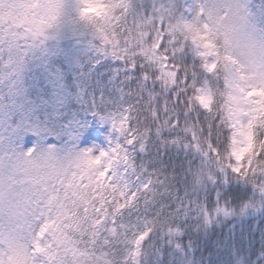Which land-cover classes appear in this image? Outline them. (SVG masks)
<instances>
[{
  "label": "snow or ice",
  "instance_id": "6c2138e0",
  "mask_svg": "<svg viewBox=\"0 0 264 264\" xmlns=\"http://www.w3.org/2000/svg\"><path fill=\"white\" fill-rule=\"evenodd\" d=\"M250 3L0 0V264H186L190 231L264 212V0ZM66 35L83 46L64 55L73 82L48 66L56 95L38 107L25 73ZM85 104L115 133L98 154L78 147ZM171 147L201 158L183 194L137 163ZM218 253L264 264V234Z\"/></svg>",
  "mask_w": 264,
  "mask_h": 264
},
{
  "label": "trees",
  "instance_id": "16d2710c",
  "mask_svg": "<svg viewBox=\"0 0 264 264\" xmlns=\"http://www.w3.org/2000/svg\"><path fill=\"white\" fill-rule=\"evenodd\" d=\"M49 54L47 59L43 61V67L39 70L42 75H37L38 71L34 70L35 62L39 59H31L28 70L25 73V84L31 79L37 83L35 85L25 86L27 100L39 107L40 103L49 97V90L44 88V70L48 66L61 67L65 70V79L71 84L74 78V71L64 62V55L69 52H82L83 46L71 36L68 38H61L58 41L48 42ZM79 104L73 105V111L80 109ZM81 118H93L87 113V106L85 104L84 110L80 112ZM99 121L98 119H95ZM113 133L110 127V133L107 135V145L109 140L113 138ZM159 156V161L156 157ZM137 163H144L148 167H157L165 175L172 179L174 188L178 193L183 194L185 190H190L193 184V176L188 173V169L196 168L201 163V158L191 152L186 153L182 148L175 147L166 148L159 152H150L144 156L137 157ZM239 185L232 180L228 187H238ZM226 199H231L226 196ZM230 233H235L236 236L244 235L254 236L259 240L261 234H264V212L257 211L255 213H248L241 216L233 217L229 220L221 219L219 224H213L210 229L201 227L200 231H190L185 238V244L188 239L191 240V249L185 248L187 253L186 264H217L219 260V241L222 237H227ZM157 246H160V241H156ZM259 247V246H258ZM165 261L168 260L169 249L165 248ZM256 257L254 256L253 259ZM151 264V261H150Z\"/></svg>",
  "mask_w": 264,
  "mask_h": 264
},
{
  "label": "rangeland",
  "instance_id": "374dc122",
  "mask_svg": "<svg viewBox=\"0 0 264 264\" xmlns=\"http://www.w3.org/2000/svg\"><path fill=\"white\" fill-rule=\"evenodd\" d=\"M253 3H250V8L254 13H257L258 15L262 14L258 12V9L261 4V0H254ZM68 35L64 36L65 38ZM36 67H33L34 70L38 71L37 75H42V71L39 70L40 67H43V62L39 59L37 62H35ZM37 82L33 80H29L25 86L29 85H35ZM45 87L50 90V96L48 99L43 100L39 107H46L51 104L53 101L54 96L56 95V89L51 82L49 78V74H45ZM26 94V93H25ZM87 120V128L83 132L78 147L80 150H86V149H93L94 154H98L100 150L107 149L106 143H105V136L108 134L110 125L108 124H102L99 122H96L90 118H84ZM24 142L21 144V147L23 150L32 149L37 146V138L34 136H26L24 137ZM51 144V141L48 142Z\"/></svg>",
  "mask_w": 264,
  "mask_h": 264
}]
</instances>
